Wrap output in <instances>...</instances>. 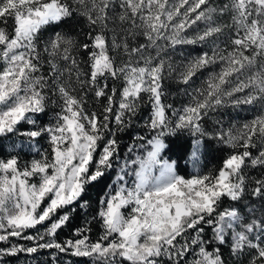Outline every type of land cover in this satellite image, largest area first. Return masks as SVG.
<instances>
[{
	"label": "snow or ice",
	"instance_id": "6c2138e0",
	"mask_svg": "<svg viewBox=\"0 0 264 264\" xmlns=\"http://www.w3.org/2000/svg\"><path fill=\"white\" fill-rule=\"evenodd\" d=\"M196 44L206 50L172 62L171 50ZM165 80L188 86L186 103H166ZM144 105L147 134L121 158L117 133ZM243 106L251 118L225 125L220 110ZM180 132L188 139L173 159L166 138ZM0 136L26 138L40 157L0 158V260L49 250L48 264L58 253L91 264H264V0H0ZM208 141L229 151L205 171ZM117 164L96 215L61 242L70 215L60 210L79 201L87 211L86 186Z\"/></svg>",
	"mask_w": 264,
	"mask_h": 264
},
{
	"label": "trees",
	"instance_id": "16d2710c",
	"mask_svg": "<svg viewBox=\"0 0 264 264\" xmlns=\"http://www.w3.org/2000/svg\"><path fill=\"white\" fill-rule=\"evenodd\" d=\"M61 27L63 30L69 31L72 28V24L71 22H66ZM50 34V29L44 31L42 35L41 46L43 40H46ZM81 39H83V37H81ZM178 47L179 45L174 50H171V60L175 64H180L189 56H195L201 51L206 50V48L200 44L182 45L183 49L181 51H179ZM211 70L218 71L219 68L218 66H214L212 69H204L201 72H210ZM197 75H199V73H197ZM196 76L193 77V80L190 82L191 86L196 85L195 83L193 84V82L196 80ZM164 85L167 92L166 103H171L177 108L180 107L183 104L182 102H184L183 90L188 86L177 84L174 80H165ZM149 113L150 106H142L139 114L134 117L132 126L122 133H117V139L120 143L121 158L127 154V147L133 143L134 137L136 135L147 134V129H145L142 125L148 118ZM219 114H221V118L223 119L225 125L235 123L237 126H239L246 119H250L254 113L248 110L247 106H243L239 109H234L231 107L224 108L220 110ZM51 116V110L45 114H41L37 117L38 123L41 125L48 124L51 121ZM211 123L212 121L209 120L208 124L211 125ZM20 127L22 129H26L32 126L22 124ZM113 127L115 126L113 125ZM187 139V133L183 132L177 133V135L172 137H167L166 140L169 142L171 147V152L167 153V155L171 156L173 159L179 156L184 151L185 142ZM21 141L24 143L21 144ZM207 144L208 148L205 155L204 166L206 170H210L214 167H218L221 164L225 153L229 150L216 145L215 141H208ZM36 147L41 151L47 150L49 145L46 138H39L36 142ZM9 155H17L22 164L29 163L33 158H40L39 154L35 150L29 148L26 138L19 136H0V158H7ZM189 165V163L181 161L179 167L180 174L189 176ZM118 170L119 165L117 164L111 170H108L103 177L86 186V190L81 197V200L88 202L87 211L79 207V201L76 204L60 210V214L68 212L70 215V221L68 224L58 231V238L61 242H63L65 239L71 238L76 228L84 226L85 218L91 220V218L96 215L100 207L99 201L105 197V194L110 191L111 187L115 186L113 182L115 181ZM90 226L92 230L89 235L94 241L98 238L101 229L99 223L96 221H93ZM44 228L45 225L37 226V229L40 231H43ZM37 229L29 230V234L34 235ZM10 243L24 244L25 246H28L31 242L12 238ZM7 246L8 245L0 244V247ZM57 257L60 264H91V260L88 257H74L66 253H58ZM49 260H51L49 250H43L40 253L35 254V256H29L24 253H20L16 256H6L0 260V264H48Z\"/></svg>",
	"mask_w": 264,
	"mask_h": 264
},
{
	"label": "rangeland",
	"instance_id": "374dc122",
	"mask_svg": "<svg viewBox=\"0 0 264 264\" xmlns=\"http://www.w3.org/2000/svg\"><path fill=\"white\" fill-rule=\"evenodd\" d=\"M178 49H179V51H181L183 49L182 48V45H179ZM208 74H209V72H204V73H202V72L200 73L199 72V75L196 76L195 82H193V84L195 83L196 85L191 86V87L192 88H198V87H200V85L202 84V82L204 81V79L207 77ZM183 98H184V102H182V103L184 104V103L187 102L188 97L186 95H183ZM204 162H205V156H202L201 162H200V167H201L202 170H206V168L204 166ZM192 171H193V168H192V165L190 164L189 165V175L192 174ZM123 211L127 212L128 210L127 209H124Z\"/></svg>",
	"mask_w": 264,
	"mask_h": 264
}]
</instances>
